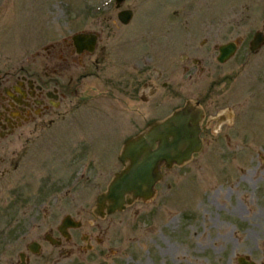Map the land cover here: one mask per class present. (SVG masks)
Instances as JSON below:
<instances>
[{
    "label": "rangeland",
    "instance_id": "1",
    "mask_svg": "<svg viewBox=\"0 0 264 264\" xmlns=\"http://www.w3.org/2000/svg\"><path fill=\"white\" fill-rule=\"evenodd\" d=\"M123 9L133 12L128 26L116 17ZM85 31L99 36L94 55L109 52L108 58L85 79L83 104L67 126L40 140L46 149L30 152L29 182L5 166L0 264H18L26 245L65 215L81 228L62 248L41 246L30 264H45L47 255L48 264H237L235 258L251 257L257 232L251 200L258 197L264 205V44L251 54L249 42L257 31L264 33V0H126L118 10L115 0H0V39L20 56ZM231 41L239 44L236 54L218 63L217 48ZM174 50L172 69L167 63ZM140 55L147 59L145 89L154 87L157 94L135 112L123 88L127 68ZM185 57L198 66L184 63ZM84 64L85 73L92 72L91 63ZM190 99L203 105V124L222 113L228 124L221 131L207 125L201 152L164 169L152 199L95 217L97 196L123 169L117 159L123 143ZM44 178L50 179L47 187ZM21 184L30 190L15 192ZM98 239L103 243L96 245Z\"/></svg>",
    "mask_w": 264,
    "mask_h": 264
},
{
    "label": "flooded vegetation",
    "instance_id": "2",
    "mask_svg": "<svg viewBox=\"0 0 264 264\" xmlns=\"http://www.w3.org/2000/svg\"><path fill=\"white\" fill-rule=\"evenodd\" d=\"M85 33L90 32L85 31ZM93 34L96 36V40L92 51L77 48L70 39L62 43H49L43 48V51H35L30 56H20L18 53L12 52L15 47L8 49L9 47L6 46L5 41L0 39V180L9 178L8 169L5 166L11 164L12 170L17 171L16 179L24 183L25 181L29 182L28 179L32 177L31 172L34 171L33 160L31 162L28 160L30 152H38L40 148L42 150L46 149L47 143L44 144L40 140L50 132L53 135L61 130L63 126H67L68 119L78 112L79 107L83 104L82 86L85 79L102 70L109 55V52L106 54L103 51L94 55L99 36L96 33ZM169 59L170 62L167 64L173 69L178 61V52L174 50ZM85 60L91 63L92 72L85 73ZM137 60L138 62L135 63ZM146 60L143 55L138 56V59L133 61L127 68L124 79L123 89L126 93V99L135 112L141 111L140 103H147L151 97L157 94L154 87L152 89L150 87V90L146 91L148 87L144 78ZM183 62L193 67L198 66L195 59L190 60L188 57H185ZM174 73V71H171V78ZM168 85V83H163L161 87L167 89ZM143 91L146 95H143ZM171 101L176 104L177 99H171ZM187 102L197 103L203 109L199 136L203 145L202 133L210 129V126L207 125L210 123L218 124L221 131V128L228 124V120L223 113L217 114L215 121L206 120V123L203 124L205 121L204 115H206L203 105L198 99L186 100L184 105ZM76 105L77 107L73 109L72 107ZM181 107L173 108L169 115L163 117V119L154 120L150 123L164 121ZM227 112H230V109ZM150 123H146V130L149 128ZM241 129L240 126V132ZM64 150L66 156H68L65 148ZM32 159H34V156H32ZM50 179L44 178V187L48 186ZM25 188L30 190L29 185H17L15 192L21 193L26 190ZM262 199H264V195ZM251 203L256 206V210L253 212V227L257 228L253 239V247H251L252 254L251 257L244 255L237 258H242L244 262L252 264H264V205H261L263 207L259 206L258 197L251 200ZM102 211L104 214V209ZM67 217L69 221L67 225L63 226V220ZM96 227L101 229L99 225ZM80 228L81 222L75 220L71 215H65L56 227L26 245L27 252L19 254L18 264H30V258L40 256L44 244L55 248L64 247L73 239L72 232ZM78 236L79 239H85V241L90 239L88 235ZM7 241L9 242L10 239H7ZM4 242L5 240L0 236V253L3 251ZM102 243L103 240L101 239L96 241V245ZM87 248L92 249L90 244ZM20 255H22V259ZM48 257V255L45 257L47 259L45 264H48V259H50Z\"/></svg>",
    "mask_w": 264,
    "mask_h": 264
},
{
    "label": "water",
    "instance_id": "3",
    "mask_svg": "<svg viewBox=\"0 0 264 264\" xmlns=\"http://www.w3.org/2000/svg\"><path fill=\"white\" fill-rule=\"evenodd\" d=\"M123 1L116 0V7L119 8ZM117 17L122 24H128L132 12L121 11ZM95 39L93 35L85 34L72 37L77 48H85L89 51L94 49ZM263 42V34L256 33L251 40L250 51H256ZM236 49L234 43L220 45L217 61L225 63L235 54ZM197 105L187 103L165 121L152 124L144 134L124 142L118 160L125 168L115 174L107 191L97 197L95 203L97 209L94 211L96 216H103L102 209L106 210L105 214L110 215L122 212L126 206L137 200L151 199L155 185L162 178V167L167 170L173 166L181 167L191 160L193 154L201 151L202 143L198 136L201 132L199 123L203 111ZM68 221V217L65 218L63 226L67 225ZM20 257L22 259V255ZM237 262L252 264L244 262L242 258Z\"/></svg>",
    "mask_w": 264,
    "mask_h": 264
}]
</instances>
